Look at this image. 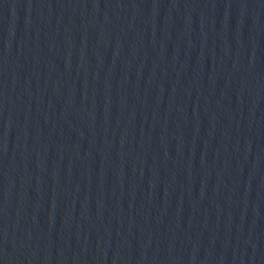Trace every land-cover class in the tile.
Wrapping results in <instances>:
<instances>
[{"label": "water", "instance_id": "95a60500", "mask_svg": "<svg viewBox=\"0 0 264 264\" xmlns=\"http://www.w3.org/2000/svg\"><path fill=\"white\" fill-rule=\"evenodd\" d=\"M0 264H264V0H0Z\"/></svg>", "mask_w": 264, "mask_h": 264}]
</instances>
